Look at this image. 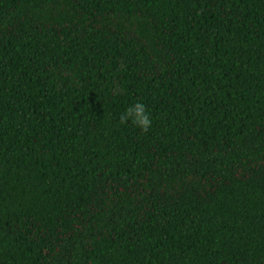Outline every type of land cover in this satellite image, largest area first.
<instances>
[{"label":"trees","instance_id":"obj_1","mask_svg":"<svg viewBox=\"0 0 264 264\" xmlns=\"http://www.w3.org/2000/svg\"><path fill=\"white\" fill-rule=\"evenodd\" d=\"M0 264H264V0H0Z\"/></svg>","mask_w":264,"mask_h":264},{"label":"clouds","instance_id":"obj_2","mask_svg":"<svg viewBox=\"0 0 264 264\" xmlns=\"http://www.w3.org/2000/svg\"><path fill=\"white\" fill-rule=\"evenodd\" d=\"M120 123L125 124L129 121L137 126L142 132H147L151 127V118L145 104L137 102L128 107L124 113L120 115Z\"/></svg>","mask_w":264,"mask_h":264}]
</instances>
